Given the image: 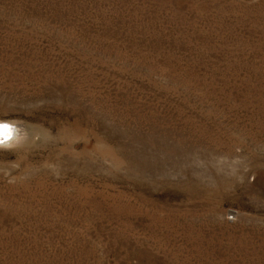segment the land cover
I'll return each instance as SVG.
<instances>
[{"label": "rangeland", "instance_id": "obj_1", "mask_svg": "<svg viewBox=\"0 0 264 264\" xmlns=\"http://www.w3.org/2000/svg\"><path fill=\"white\" fill-rule=\"evenodd\" d=\"M0 123V264H264V0H0Z\"/></svg>", "mask_w": 264, "mask_h": 264}, {"label": "bare ground", "instance_id": "obj_2", "mask_svg": "<svg viewBox=\"0 0 264 264\" xmlns=\"http://www.w3.org/2000/svg\"><path fill=\"white\" fill-rule=\"evenodd\" d=\"M6 125H4V124H1L0 123V138H3V136H4V131H5V129H6V127H5ZM9 128V127H8ZM8 131V130H7ZM3 140V139H2ZM1 141V140H0Z\"/></svg>", "mask_w": 264, "mask_h": 264}]
</instances>
